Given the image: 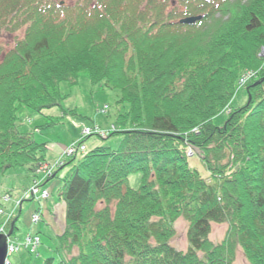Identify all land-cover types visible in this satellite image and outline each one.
<instances>
[{"label": "trees", "instance_id": "1", "mask_svg": "<svg viewBox=\"0 0 264 264\" xmlns=\"http://www.w3.org/2000/svg\"><path fill=\"white\" fill-rule=\"evenodd\" d=\"M62 1L0 0V35L24 28L9 49L0 42L1 173L47 164L48 144L19 131L18 110L60 107V84L81 72L119 93L129 128L119 147L64 158L49 177L65 225L63 261L45 264H234L237 247L264 264V0ZM187 17L201 20L179 24ZM250 70L247 103L216 126ZM190 149L212 177L189 166ZM180 217L186 252L170 244ZM213 224H228L219 244Z\"/></svg>", "mask_w": 264, "mask_h": 264}, {"label": "rangeland", "instance_id": "2", "mask_svg": "<svg viewBox=\"0 0 264 264\" xmlns=\"http://www.w3.org/2000/svg\"><path fill=\"white\" fill-rule=\"evenodd\" d=\"M63 2L64 0L61 3ZM170 2L172 5L169 4L170 9L175 6L177 10L182 9L177 0H170ZM23 29L11 34L3 32L0 35V42L9 49L16 38L22 37ZM263 54L264 51L261 55ZM258 72L250 70L243 73L238 81V92L231 104L213 119L216 126H223L232 108H239L247 103L246 85L257 77ZM59 89L65 97L60 107L45 109L42 113H36L23 107L17 113L19 131H31L38 143H47L48 154L46 155L47 164H42L38 169V173L43 175L30 173L28 167L13 168L4 174L0 170V236H8L12 232L7 238L6 264H45V261L50 258H54L56 262L63 261V255H59L56 251L59 233L65 225L62 202L55 195L60 187V181L58 179L48 181V179L54 177L55 172L63 166L64 158L73 155L70 148L82 136L85 139H80L76 146L83 142L86 150L78 154L77 160L98 147H119L124 138L121 132L129 128V122L120 117L128 113L129 105L118 103L119 93L117 91L102 88L100 85L93 86L86 72L78 75L77 84L71 86L67 82H62ZM114 126L118 134L110 135ZM37 128L40 129L39 132ZM86 128H92L93 131L87 135L88 138L82 134ZM106 135L108 138L105 137ZM202 158L198 150H189V166L208 179L212 176ZM43 176L46 178L36 185L34 180H41ZM47 181L50 183L46 188L53 192L52 197L42 185ZM140 182V174L130 177L129 183L133 189H138ZM26 192L31 194L25 195ZM2 211L5 213L2 214ZM15 218H17V223L11 221ZM15 224L17 230H15ZM187 231L188 223L185 218L180 217L175 222V234L170 244L186 252L188 249ZM227 231L228 224H213L210 234L211 242L221 243ZM12 246L15 248L14 253L11 252ZM234 264H249L239 247L235 250Z\"/></svg>", "mask_w": 264, "mask_h": 264}, {"label": "water", "instance_id": "3", "mask_svg": "<svg viewBox=\"0 0 264 264\" xmlns=\"http://www.w3.org/2000/svg\"><path fill=\"white\" fill-rule=\"evenodd\" d=\"M201 20V17H192L183 19L180 21V24L183 25H192ZM12 232L9 233L8 236H0V264H6V260L8 257V242L7 238L11 236Z\"/></svg>", "mask_w": 264, "mask_h": 264}, {"label": "built area", "instance_id": "4", "mask_svg": "<svg viewBox=\"0 0 264 264\" xmlns=\"http://www.w3.org/2000/svg\"><path fill=\"white\" fill-rule=\"evenodd\" d=\"M92 132H93V131H92L91 129H86L85 132H84V134L87 136V135H89V134L92 133ZM81 150H84V147H81ZM74 151H75L74 149H71V153H73ZM11 249H12L11 252L14 253L15 248L12 246Z\"/></svg>", "mask_w": 264, "mask_h": 264}]
</instances>
